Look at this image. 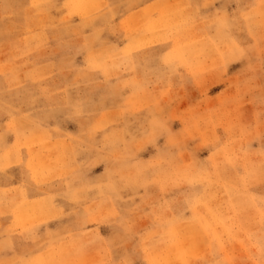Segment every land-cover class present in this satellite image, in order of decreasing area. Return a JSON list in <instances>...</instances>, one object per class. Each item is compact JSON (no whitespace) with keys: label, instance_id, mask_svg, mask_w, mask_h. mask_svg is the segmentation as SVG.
<instances>
[{"label":"rangeland","instance_id":"374dc122","mask_svg":"<svg viewBox=\"0 0 264 264\" xmlns=\"http://www.w3.org/2000/svg\"><path fill=\"white\" fill-rule=\"evenodd\" d=\"M0 264H264V0H0Z\"/></svg>","mask_w":264,"mask_h":264}]
</instances>
